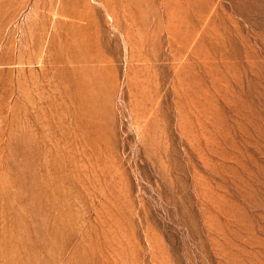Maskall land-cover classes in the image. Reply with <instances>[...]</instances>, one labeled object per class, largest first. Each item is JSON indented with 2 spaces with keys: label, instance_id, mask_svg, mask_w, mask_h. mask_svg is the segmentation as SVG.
<instances>
[{
  "label": "rangeland",
  "instance_id": "obj_1",
  "mask_svg": "<svg viewBox=\"0 0 264 264\" xmlns=\"http://www.w3.org/2000/svg\"><path fill=\"white\" fill-rule=\"evenodd\" d=\"M0 264H264V0H0Z\"/></svg>",
  "mask_w": 264,
  "mask_h": 264
}]
</instances>
